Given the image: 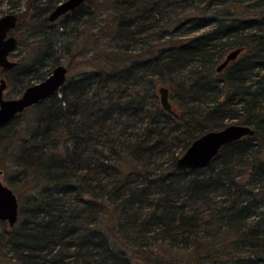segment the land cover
I'll list each match as a JSON object with an SVG mask.
<instances>
[{
	"label": "trees",
	"instance_id": "trees-1",
	"mask_svg": "<svg viewBox=\"0 0 264 264\" xmlns=\"http://www.w3.org/2000/svg\"><path fill=\"white\" fill-rule=\"evenodd\" d=\"M70 14L89 30L81 67L0 123L18 199L0 264H264V0H84ZM54 47L40 36L0 77L22 91L57 64ZM234 121L254 132L176 167Z\"/></svg>",
	"mask_w": 264,
	"mask_h": 264
},
{
	"label": "water",
	"instance_id": "water-1",
	"mask_svg": "<svg viewBox=\"0 0 264 264\" xmlns=\"http://www.w3.org/2000/svg\"><path fill=\"white\" fill-rule=\"evenodd\" d=\"M83 0L59 1L48 14L53 21L67 10L73 9ZM17 14L14 11L0 15V66L11 68L16 60L11 59L10 53L16 48L17 37L10 33L16 26ZM242 47L229 50L215 66L220 71L229 61L234 59ZM67 66L62 63L54 65L49 73L42 79L28 84L16 97H5L3 90L6 86L4 77H0V123L8 121L26 107L38 102L51 93L58 92L67 79ZM159 101L163 109L177 116L169 99V90L165 84L158 85ZM254 129L246 123L230 122L223 127L207 129L196 136L186 149L176 157L175 165L178 169H190L205 166L218 152L219 148L232 140L252 134ZM1 176V170H0ZM18 218V199L14 190L4 183L0 177V219L8 225H13Z\"/></svg>",
	"mask_w": 264,
	"mask_h": 264
},
{
	"label": "rangeland",
	"instance_id": "rangeland-1",
	"mask_svg": "<svg viewBox=\"0 0 264 264\" xmlns=\"http://www.w3.org/2000/svg\"><path fill=\"white\" fill-rule=\"evenodd\" d=\"M54 2L57 1L0 0V15L9 11H14L17 14L24 10L26 11L22 16V22L19 27L13 28L10 31V33H13L18 38L19 44L10 53L9 57L18 60L22 56H25L28 52L27 50L36 42V39L40 36H45L52 44H55L54 48L56 51L53 52V55L56 57L57 63L67 66L68 76H70L75 74L77 69L81 67L78 62L83 58L82 54L90 48L91 42L87 41L89 30L87 26L81 25L80 22L74 23L70 20L71 14L61 16L53 21L48 20L49 22H42L41 24V20L47 16L48 10ZM113 43L115 42L112 41ZM98 44L101 45L102 43L98 42ZM134 47L139 49L141 43L134 45ZM20 93L21 91L19 92L17 88L8 84H6L3 90L5 97H16ZM0 177L4 183L9 185L5 175L1 174ZM3 224V222L0 223V230Z\"/></svg>",
	"mask_w": 264,
	"mask_h": 264
},
{
	"label": "flooded vegetation",
	"instance_id": "flooded-vegetation-1",
	"mask_svg": "<svg viewBox=\"0 0 264 264\" xmlns=\"http://www.w3.org/2000/svg\"><path fill=\"white\" fill-rule=\"evenodd\" d=\"M59 1H62V0H58L56 3H55V5L59 2ZM83 2H84V0H83ZM82 2V3H83ZM82 3H80V4H82ZM79 4V5H80ZM54 5V6H55ZM79 5H77L76 7H78ZM54 6H51L50 7V9L48 10V13H47V18H48V14L50 13V11L54 8ZM76 7H74L73 9H75ZM73 9H70V10H67L66 12H64V13H62L60 16H58L57 18H59V17H61V16H67V15H69L70 14V12L73 10ZM16 13V12H15ZM17 14V13H16ZM17 17H18V14H17ZM56 18V19H57ZM56 19H54V20H56ZM18 20V19H17Z\"/></svg>",
	"mask_w": 264,
	"mask_h": 264
}]
</instances>
